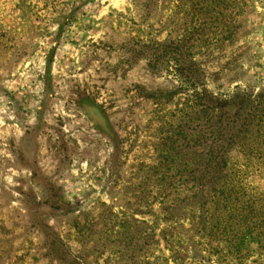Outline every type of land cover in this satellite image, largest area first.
<instances>
[{
  "label": "rangeland",
  "instance_id": "rangeland-1",
  "mask_svg": "<svg viewBox=\"0 0 264 264\" xmlns=\"http://www.w3.org/2000/svg\"><path fill=\"white\" fill-rule=\"evenodd\" d=\"M204 90L264 96V0H0V264H163L162 159ZM240 142L229 171L263 205L264 133ZM253 240L206 256L264 264Z\"/></svg>",
  "mask_w": 264,
  "mask_h": 264
},
{
  "label": "trees",
  "instance_id": "trees-1",
  "mask_svg": "<svg viewBox=\"0 0 264 264\" xmlns=\"http://www.w3.org/2000/svg\"><path fill=\"white\" fill-rule=\"evenodd\" d=\"M252 95H244L248 99L239 104L222 100V97L212 98L211 104L205 100L208 97L205 90L197 92L200 108L195 126L182 124L175 154L167 152L162 159L166 169L162 174L163 188L173 187L175 183L167 184L166 180L175 176L180 191L175 200L165 198L167 195L163 192L166 200L162 202L164 216L160 220L165 227L159 233L155 226L151 227L154 239L157 237L153 244L163 242L170 252L168 258L162 252L163 264H181L186 260L187 264H222L227 260L226 255L216 262L212 256H206L211 254L209 245L213 241L224 245L222 252L229 250L232 259L243 258L239 256L243 245L251 243L252 239L264 246V204L260 203L262 200L257 193H248L238 174L233 177L229 171L230 149L240 148L242 137L251 131L264 133V96L252 100ZM173 167L177 169L171 175ZM177 228L194 235L183 240L175 233ZM196 236L205 240L197 243L205 248L199 250V246L194 245V256L190 259V239ZM133 244L129 247L132 245L134 252L137 245ZM132 257H136L135 253Z\"/></svg>",
  "mask_w": 264,
  "mask_h": 264
}]
</instances>
